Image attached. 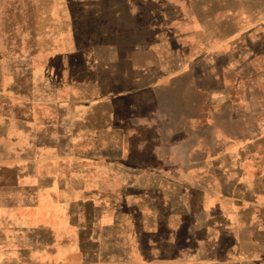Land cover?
Returning a JSON list of instances; mask_svg holds the SVG:
<instances>
[{"label": "rangeland", "instance_id": "1", "mask_svg": "<svg viewBox=\"0 0 264 264\" xmlns=\"http://www.w3.org/2000/svg\"><path fill=\"white\" fill-rule=\"evenodd\" d=\"M81 1L0 0V194H15L11 179L18 176L17 171L27 172L22 161L31 162L32 171L40 172L41 187L55 188L54 174L67 171L71 147L81 151L77 154L79 187L98 188L103 166H108L104 162L117 171L114 166L124 163L123 153L115 152L117 146L105 153L83 151L89 146L118 145L119 137H72L67 119L89 112L98 124L107 113L148 114L145 105L139 104V96L120 95L112 80L114 70L103 69L107 53L93 47L108 41L93 39L101 32L87 33L86 9ZM173 2L175 9L167 10L160 0L159 37L153 41L159 48V112L174 114V125L169 127L176 131L185 128L159 138L160 143L145 152L136 149V138L129 136L127 184H112L119 196L90 200L57 193L41 202L37 196L30 200L28 196H0V264H18L19 249L31 260L27 264H198L200 243L190 238L189 230L200 218L190 213L172 215L163 205L164 196H157L156 201L151 196H137L140 187L132 167L139 160L149 165L185 162L190 166L184 171L191 188L202 176H212L211 166L220 160L241 164L243 176L251 181L254 173L264 172V43L256 39L251 49L250 43L236 42L240 45L238 57L224 54L222 67L209 63L213 65L201 71L205 68L199 65L197 35L191 34L185 44L178 36L200 27L194 19L199 9H190L189 15L180 0ZM70 3L74 4L71 9ZM71 10L77 19L84 16L83 22L75 19L77 35H72L67 22ZM246 10L240 5L239 19L242 13L246 16ZM227 11L223 10L224 16ZM259 11L254 14L256 21L263 17ZM171 15L175 18L173 40L166 33ZM57 16L61 19L56 24ZM238 26L240 30L248 28L246 23ZM230 47L229 38H225L222 48ZM127 59L131 62L134 58ZM188 64L190 76L182 77L180 67ZM127 68L132 73V67ZM161 74L168 78L175 75V80L166 77L165 81ZM109 96L116 99L114 104L105 101ZM44 129L47 135H43ZM62 131L68 134L60 135ZM88 161L100 170L85 173ZM15 163L21 166L16 172L12 167ZM147 171L173 179L181 172ZM69 180L67 177L66 182ZM205 186L208 193L213 192L209 184Z\"/></svg>", "mask_w": 264, "mask_h": 264}, {"label": "crops", "instance_id": "2", "mask_svg": "<svg viewBox=\"0 0 264 264\" xmlns=\"http://www.w3.org/2000/svg\"><path fill=\"white\" fill-rule=\"evenodd\" d=\"M163 1L166 3L167 10L174 8V0H170L171 2L162 0V3ZM180 2L181 8L188 10L189 15L190 9H199V15L198 17L194 16V19L197 20L200 27L195 28L194 33L190 31L187 34L183 33L178 36L183 37L182 41L185 44L186 41H190L191 34L197 35L200 67L205 68L209 63L222 67L220 58L224 54L230 57H238L240 45L236 42L250 43L251 49L254 48L252 42L256 39L264 43V0H198V4L196 0H180ZM80 4L86 9L84 10L86 12V22H84L87 26V33L101 32L103 36L95 34L97 37L94 36L93 39L108 41V43L105 41L106 43H99L96 47H93V49L105 50L107 53V56L104 55L107 58L102 64L103 69L105 71L113 69L114 72L111 71L114 73L112 80L116 83L120 95H125V97L128 95L139 96V104L145 105L148 114L131 115L126 111H120L119 115L107 113L101 115L102 118L98 120V124H95V115L89 112L80 115L77 113L76 116L67 119L71 129L70 136L72 137L89 138L100 135L109 138L111 136L119 137L118 145L108 144L100 149L89 146L83 151L85 153H105L112 151L117 146L115 152L123 153L125 161L114 166L117 171L112 169L110 162L108 164L104 162V165L108 166H103L105 167L104 173L101 174L103 179L97 180L101 187H99L100 185L98 188L92 189L79 187L80 170L79 155L77 154L81 151L71 147L69 150L70 163L66 168L67 171L54 174L55 188L46 190L41 187L40 172L32 171L31 162L24 164L22 161L23 167H27V172L17 171L21 167L19 163L12 166L18 174V176L16 175L11 179L16 191H14L15 194L5 195L1 193L0 196H28V200L32 196H37L38 202L46 200V196H57V193L60 196H76L78 199L80 196H87V199L90 200H94V196H119L117 189L115 190L112 184L115 182V185L122 184L125 186L127 184L125 179L128 167L125 156L127 151L129 152L127 150L129 136L136 138L135 148L145 152L144 150L148 147L159 144V138L169 137L185 128L176 131L174 128L169 127L170 124L174 125L172 120V118H175L174 114L169 115L166 112L160 115L159 112V105L162 102L158 98L160 88L159 48L157 43L153 44V41L158 40L159 37L158 13L161 7L160 0H130L129 2L128 0H83ZM240 5L243 10L247 9L245 11L246 16L244 17L242 13L243 18L241 19H239L237 11ZM69 6V9H71L74 4L70 3ZM223 10H228L226 16L223 15ZM258 11L263 14V17L258 18L256 21L254 14ZM67 13V22L69 21V24H71L72 35H77L79 32L76 29V24L78 23L75 19L83 22L84 16L77 19L72 10ZM77 13L79 14V12ZM167 18L166 33L168 36L170 34L173 40L175 18L173 15ZM60 19V16L55 17L54 23L57 24L56 20L60 23ZM184 19L187 18L184 17ZM224 20L228 23L223 24ZM188 22L189 20H183L185 24ZM239 23H246L248 28L240 30ZM224 25H228V27L224 29ZM255 30H258V32ZM256 34L259 36L256 37ZM225 38H229L231 47L224 51L222 43H224ZM248 54L246 56H249ZM128 57L134 59L128 62ZM139 57L143 58V61L139 62ZM212 65L209 64V67ZM127 66L132 67V73L131 71L128 72ZM190 67L189 64L186 67H180L182 71L179 74L182 77L187 74L189 77ZM238 67L237 65L234 71H237ZM205 70L206 68L201 71ZM161 75L166 81L168 75ZM168 79L173 82L175 75ZM114 87L116 88V86ZM148 94L151 96L148 97ZM111 98L109 96L105 101L108 100L109 104H114L116 99ZM45 129L43 135H47ZM65 134H68V132L62 131L60 133V135ZM168 161L158 165H149L142 162V160L136 162L132 169H134L133 172L138 181L134 180V182L138 183L140 187L137 196H151V200L154 201L157 200V196H164L163 205L171 209L170 213L172 215L184 216L190 213L194 218H200L198 223L191 224L189 230L190 238L198 239L200 243L196 263L264 264V172L262 174L254 173L251 181V179L248 180L243 176L244 172L241 164L220 160L211 166V169L214 170L212 176H207L208 174L202 176L201 181L191 188L184 171V169H189L190 166L185 162L175 165ZM262 165L264 169V162H262ZM86 166L85 173L90 174L94 173L95 168H100L95 167L89 161ZM204 167L206 168V166ZM153 168L177 169L181 172L178 173L179 176L173 179L165 176V173L147 171ZM139 172L140 176H137ZM143 175L147 178L144 179ZM67 177L70 179L68 182H66ZM66 183L70 184L71 187H62V184ZM206 184H209L213 192H207ZM20 185L23 186L22 189L19 187ZM197 198H199L198 204L196 203ZM154 206L157 207V205ZM177 209H182V211L179 213ZM19 250L18 255L21 259L19 258L20 260L17 263H30L31 260L24 257L26 252L21 251L22 249ZM24 258L28 260L26 261Z\"/></svg>", "mask_w": 264, "mask_h": 264}]
</instances>
